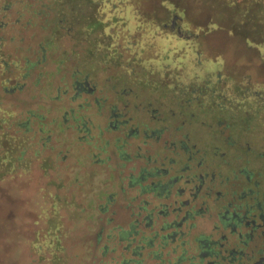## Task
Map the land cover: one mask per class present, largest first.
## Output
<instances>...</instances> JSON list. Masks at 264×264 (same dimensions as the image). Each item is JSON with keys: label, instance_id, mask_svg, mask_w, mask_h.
<instances>
[{"label": "rangeland", "instance_id": "rangeland-1", "mask_svg": "<svg viewBox=\"0 0 264 264\" xmlns=\"http://www.w3.org/2000/svg\"><path fill=\"white\" fill-rule=\"evenodd\" d=\"M132 2L140 15L142 30L158 26L167 34L171 32V22L174 28L186 25L189 33L195 35V49L201 54L198 69L205 67L207 62H214L218 67L221 61L219 73L232 81L228 85L231 94H239V88L263 94L264 60L251 43H264V0ZM164 3L174 6L182 17ZM39 5L38 0H0V106L12 113L7 128L16 134L25 130L31 139V146L24 150L25 157L31 159L28 171H18L0 181V264H50L48 255L41 258L32 247H46L40 243L46 241L53 197L61 199L59 203L62 206L58 210L61 222L58 235L64 253L59 264H128L132 259L138 260L131 250L136 246V238L132 242L127 241L128 237L120 240L118 231H129V223L136 220V208L149 199L148 195L136 199V174L144 162V159H136V152L142 156L154 154V146L142 145L141 134L135 140L127 139L126 132L128 127L136 128L139 133L142 129L136 123L133 105L136 102L144 105L148 99L153 103L155 97H148L142 90L136 94V89L131 88L126 96L125 110H122L121 102L117 104L121 115L118 118L127 120L129 124L125 131L123 128L114 130L107 126L111 117L109 108L114 103L112 93L104 85H98L92 94L84 92L75 97L69 81L73 62H68L63 68L57 66L60 51L47 52L44 62L28 69L27 62L34 63L40 59L38 46L45 34L41 30V19L28 21V11ZM173 15H176L174 20ZM131 39L134 45L137 40L139 42L134 49H122V61L136 77V72L141 71L136 64L129 62L143 42H140L142 37L139 33L132 35ZM70 46V42L64 39L61 51L68 50ZM120 46H123L122 41ZM156 52V46L145 45L139 60L149 62L156 58ZM139 60L135 62L139 63ZM113 73L114 70H110L108 75ZM169 74L172 73L168 72L165 78L159 79L162 84L173 80ZM175 80L182 83L180 77ZM193 83L199 85H186L191 86L187 88L188 92L195 90L197 94L208 89L210 93L212 90L211 86L201 85V81ZM225 86L221 81L215 88L226 90ZM182 94L187 96L185 92ZM184 99L179 97L177 101L181 105ZM170 100L174 102L164 100L161 105H156L159 111L179 110L178 106L172 105L175 99ZM259 118L252 124H256ZM194 129L200 135L207 133V129L198 125H194ZM166 134L164 136L168 137ZM191 137L197 139V136ZM136 145L141 147V151L136 150ZM121 149L125 152L123 157ZM236 150L242 159H249L247 167L253 173L251 179H259L258 172L263 171L264 174V158L259 156L264 155V126L251 125ZM43 161L51 166L41 168ZM231 183L230 179L228 185L220 187V191L224 192L225 188L234 190L233 204L264 205V187L238 185L237 182L229 187ZM99 191L109 195L110 202L105 197L99 200L94 196ZM243 191L245 195L239 201L236 197ZM66 203L70 204L69 207ZM72 203L76 207L71 206ZM92 204L93 208L90 207ZM100 205L107 207L105 212L99 210ZM212 220H215L214 216ZM210 224L204 218L199 220L197 228L209 231ZM172 248H163L157 258L147 255V247L141 248L140 264H171L179 254H172ZM257 249H254L255 259H258Z\"/></svg>", "mask_w": 264, "mask_h": 264}, {"label": "flooded vegetation", "instance_id": "flooded-vegetation-1", "mask_svg": "<svg viewBox=\"0 0 264 264\" xmlns=\"http://www.w3.org/2000/svg\"><path fill=\"white\" fill-rule=\"evenodd\" d=\"M215 86L210 93L205 89L197 94L195 90L187 91L191 86H184L183 92L187 96H184L182 104H186V108L183 114L175 117L173 127H163L156 132L149 125L150 121L162 124L164 115L159 113L156 120L149 121L136 113V123L142 129L139 133L136 128L128 127L126 138L135 140L141 134L142 145L154 146V154L142 156L136 152V159H144L143 166L136 174V199L144 195H148L149 199L136 208V220L129 223V231L119 230L118 236L120 240L128 237L127 241L130 242L136 238V250L140 247H173L172 250L178 249L181 258H186L188 264H264V250L261 249L264 247V205L233 204L235 191L226 188L224 192L220 191V187L228 185L230 179L232 183L229 187L236 182L238 185L264 187L263 171L258 172L259 179L252 180L253 173L247 167L249 159H242L236 150L238 142L244 140L251 129L252 115L242 113L234 106L242 97H247L248 93L245 92L248 89L239 88V94H231L228 85L225 87L229 90L216 89ZM72 90L75 97L84 92H94L87 85H76ZM228 96L229 107L227 101L222 100ZM95 102L98 103L97 100ZM210 102L214 105L217 103L213 114L217 123L215 133L205 124L210 120L208 114L200 112ZM121 103L122 110H125L127 105ZM136 103L138 110L144 111L147 107ZM222 103L227 109L222 108ZM118 109L117 104L110 105L111 117L107 126L125 131L129 122L118 118L121 116ZM207 110L210 113V108ZM194 125L207 129V133L200 135ZM191 135L197 136V139ZM209 136L226 140L227 149L217 146L213 150L206 148L202 142ZM218 144L222 146L221 142ZM189 145L193 150L189 149ZM135 147L141 151L139 145ZM120 152L123 157L125 152L123 149ZM259 156L264 158L263 154ZM245 191L236 197L239 201ZM95 195L99 200L105 197L110 202L109 195L100 191ZM106 208L99 206L101 212H105ZM213 216L215 220H212ZM204 218L211 223L209 231H199L197 228L199 220ZM129 246L130 243L127 244ZM256 247L258 259H255Z\"/></svg>", "mask_w": 264, "mask_h": 264}, {"label": "trees", "instance_id": "trees-1", "mask_svg": "<svg viewBox=\"0 0 264 264\" xmlns=\"http://www.w3.org/2000/svg\"><path fill=\"white\" fill-rule=\"evenodd\" d=\"M40 5L32 11H28L30 18L41 19V30L44 31V37L38 46V53L40 59L34 63H26V67L32 68L37 64L44 62V55L47 52L60 51L58 57L59 67H64L68 62L72 61L70 67V86L72 89L76 85H87L88 88L94 90L98 85H104L107 91L112 93V98L115 104L123 102L127 105L126 96L128 91L133 88L136 89V94L139 90L146 92L148 97L154 96V102L148 99L145 102L146 109L138 110L137 104L133 105V115L138 113L143 117L156 120L159 113L164 115L163 123L160 124L156 121H150L149 124L152 130L156 131L163 127H173L178 115L183 114V110L186 108V104H179L177 101L179 97L183 99V87L186 85H199L195 82L201 81V85L211 86L219 85V82L224 81V84L231 85L232 81L228 77H224L219 73V66L216 67L214 62H207L205 67H197L199 57L201 54L195 49V40L192 33L185 28L186 25L173 27V22L170 23V33H163L160 27L155 26L154 29L142 30L143 25L141 23L140 15L132 2V0H38ZM169 7L173 13L182 14L175 9L174 6L164 3ZM6 6V5H5ZM9 6V5H8ZM172 6L173 8H170ZM6 9V7L4 8ZM176 15H173V20ZM125 33V35H123ZM135 33H139L143 42L141 48L136 54H133L132 61L129 64H136L141 72L131 73L130 69L122 61L124 50L134 49L136 45L131 41V36ZM123 37V40H121ZM67 39L70 42L68 50L61 51V42ZM123 42V46H120V42ZM152 44L157 47L156 58L149 62L139 60L143 47L145 45ZM259 53L263 56L264 60V43L253 44ZM195 49V50H194ZM136 58V59H134ZM139 60V63H136ZM58 69V68H57ZM110 70H114L113 75H108ZM179 71V74L175 72ZM171 72L168 77L171 79L169 84H162L159 79L165 78L166 73ZM154 75L153 78H147ZM101 76H104L101 79ZM180 77L182 83H178L175 78ZM199 78V80H198ZM120 85L121 88H114ZM164 85V86H162ZM132 88V89H131ZM229 90V89H226ZM247 97H242L235 107L243 113L248 112L252 115L250 124L255 126H264V92L263 94L258 91H246ZM182 95V96H181ZM175 103L173 107L178 106L179 110L175 108L167 109L165 112L159 111L156 105H161L164 100H168L170 103ZM228 96L226 102L228 106ZM167 105L166 103H164ZM115 106V105H114ZM222 108L227 109V106L222 103ZM233 106V105H232ZM136 107V110H135ZM229 107V106H228ZM210 108V113L207 110ZM217 108V103H206L205 107L200 112L208 114L210 120L205 124L215 131L214 111ZM154 109H157L156 112ZM206 109V110H205ZM157 113V114H156ZM156 114V115H155ZM12 117L11 111L7 108L0 106V181L7 176H11L16 172H27L31 164V159L25 157L24 150L31 146L30 138L26 135L25 130H21L16 134L11 132L7 126L10 123ZM256 120V124L252 122ZM182 127H186L180 123ZM24 128V125H22ZM151 132L150 130H147ZM215 133V132H214ZM221 142L222 146L218 143ZM226 140L216 138H205L202 142L206 148L213 150L216 146L218 148L227 149ZM192 146L189 145V149ZM193 150V148H192ZM44 162V161H43ZM51 166L45 161L41 168H48ZM61 199L53 197L52 213L51 217H48V225L46 232V241L40 243V246L46 247H32L34 252L40 257L48 255L47 260L50 264H59L61 262V255L64 253V247H62L58 232L61 227L60 217L58 210L62 207L59 203ZM65 204V203H64ZM76 207L75 203H72ZM70 204L66 203L69 207ZM52 246V247H51ZM146 247H140L136 250L134 247L132 250L133 256L138 260H130L128 264H140L141 253L140 250ZM165 247H147V255H151L153 258H157L159 253ZM172 250V249H171ZM172 254L178 251L172 250ZM179 252V251H178ZM42 258V257H41ZM140 258V259H139ZM126 262V261H125ZM188 264L186 258H181L180 253L173 259L171 264ZM122 264H125L122 262Z\"/></svg>", "mask_w": 264, "mask_h": 264}]
</instances>
